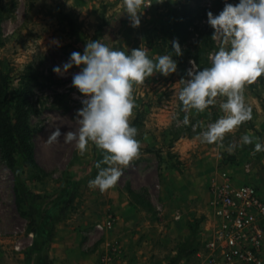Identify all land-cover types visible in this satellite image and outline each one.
I'll use <instances>...</instances> for the list:
<instances>
[{"label":"rangeland","instance_id":"1","mask_svg":"<svg viewBox=\"0 0 264 264\" xmlns=\"http://www.w3.org/2000/svg\"><path fill=\"white\" fill-rule=\"evenodd\" d=\"M73 3L0 0V73L9 77L11 93L27 91L34 150V162L17 153L12 168L0 156V264H198L213 227L210 179L226 171L236 184L256 185L264 197V152L253 155L254 144L226 150L245 133L264 143V76L246 86L253 119L226 134L224 147L201 143L202 129L192 125L212 123L221 112L218 106L193 111L189 125L180 123L185 115L178 100L180 79L190 60L201 68L210 65L209 54L220 42L211 38L207 12L218 14L225 0H152L138 28L131 27L122 0L113 6L99 3L95 11ZM184 7L190 22L183 56L173 54L177 73H157L134 87L139 107L132 124L143 144L139 159L124 169L113 189L89 188L97 174L95 162L102 158L95 147L89 145L81 156L63 137L46 143L49 122L62 132L74 131L79 127L75 113L82 107L81 94L71 86L72 74L80 69L74 66L59 77L53 67L62 66L74 51L82 54L89 40L128 52L146 47L150 57L168 54L171 41L178 39L175 11ZM109 215L112 230H96L94 225ZM113 246L111 260L102 262Z\"/></svg>","mask_w":264,"mask_h":264},{"label":"clouds","instance_id":"2","mask_svg":"<svg viewBox=\"0 0 264 264\" xmlns=\"http://www.w3.org/2000/svg\"><path fill=\"white\" fill-rule=\"evenodd\" d=\"M151 6L152 0H122L133 28L140 26L144 10ZM207 23L213 29L211 38L220 44L209 54V66L201 68L194 60L189 61L191 67L180 79L178 91L185 113L180 123L189 125L193 111L199 114L218 106L221 115L214 122L197 121L192 127L202 129L197 136L201 143L224 147L226 134L253 119L245 91L246 86L264 76V0H225L218 14L207 12ZM53 43L59 46L58 41ZM171 46L168 54L150 57L146 47L128 52L101 40H89L82 54L74 51L62 66L53 67L59 77H65L74 66L80 69L72 74L71 86L81 94L82 107L75 113L78 129L62 132L50 121L46 143L52 145L63 137L65 143H74L81 156L89 145L95 147L102 158L95 162L97 174L89 180V188L101 193L113 189L124 169L139 159L143 144L137 138L138 128L132 124L134 109L139 107L134 87L144 85L157 73L164 77L177 73L178 61L173 54L182 57L184 53L178 39L171 41ZM219 98L223 99L218 103ZM253 144V155L264 152L260 138L248 133L226 150L232 153L237 147Z\"/></svg>","mask_w":264,"mask_h":264},{"label":"built area","instance_id":"3","mask_svg":"<svg viewBox=\"0 0 264 264\" xmlns=\"http://www.w3.org/2000/svg\"><path fill=\"white\" fill-rule=\"evenodd\" d=\"M209 206L213 227L198 264H264V197L252 183L236 184L221 171L210 179ZM100 232L114 227L112 215L94 225ZM116 246L101 257L110 261Z\"/></svg>","mask_w":264,"mask_h":264},{"label":"trees","instance_id":"4","mask_svg":"<svg viewBox=\"0 0 264 264\" xmlns=\"http://www.w3.org/2000/svg\"><path fill=\"white\" fill-rule=\"evenodd\" d=\"M173 30L182 44L190 22V11L184 7L175 11ZM10 79L0 73V156L10 168L14 166L17 153L34 162L31 130L28 123L30 105L25 89L10 92ZM72 198H69V201Z\"/></svg>","mask_w":264,"mask_h":264},{"label":"crops","instance_id":"5","mask_svg":"<svg viewBox=\"0 0 264 264\" xmlns=\"http://www.w3.org/2000/svg\"><path fill=\"white\" fill-rule=\"evenodd\" d=\"M85 0H73V4H75V6L78 8V9H89L91 11H95L96 9H98L99 7V3H107L109 4L110 6H113L115 5L118 1L120 0H96L95 4H85L84 2ZM91 8V9H90ZM88 14V10L87 12H85Z\"/></svg>","mask_w":264,"mask_h":264}]
</instances>
